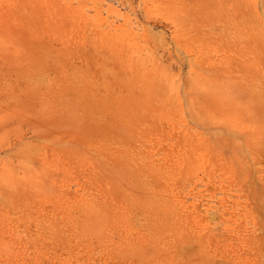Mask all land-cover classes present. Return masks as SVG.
<instances>
[{
	"label": "rangeland",
	"instance_id": "1",
	"mask_svg": "<svg viewBox=\"0 0 264 264\" xmlns=\"http://www.w3.org/2000/svg\"><path fill=\"white\" fill-rule=\"evenodd\" d=\"M0 264H264V0H0Z\"/></svg>",
	"mask_w": 264,
	"mask_h": 264
}]
</instances>
